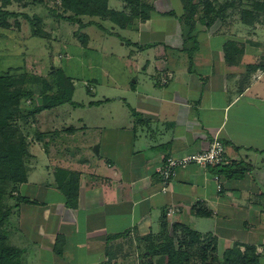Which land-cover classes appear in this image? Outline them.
Returning a JSON list of instances; mask_svg holds the SVG:
<instances>
[{"label":"crops","instance_id":"0c3cea01","mask_svg":"<svg viewBox=\"0 0 264 264\" xmlns=\"http://www.w3.org/2000/svg\"><path fill=\"white\" fill-rule=\"evenodd\" d=\"M141 1L145 14L107 0L126 22L69 21L82 40L56 51L68 59L57 65L72 81V103L25 121L26 180L8 186L16 198L9 245L21 264H141L147 238L182 226L248 246L264 264V67H252L264 60V0L253 8L225 0L209 25L200 6L188 25L181 0ZM97 55L113 67H99L102 79L77 77L74 62L90 70ZM215 138L227 163L188 164L167 183L158 179L164 158L200 152ZM236 163L248 166L241 176L223 171Z\"/></svg>","mask_w":264,"mask_h":264},{"label":"rangeland","instance_id":"374dc122","mask_svg":"<svg viewBox=\"0 0 264 264\" xmlns=\"http://www.w3.org/2000/svg\"><path fill=\"white\" fill-rule=\"evenodd\" d=\"M8 2L9 4L6 5ZM194 2L204 10L210 8L207 20L213 18L216 11L225 4V0H194ZM240 2L249 4L252 8L254 5L258 7L263 4L262 0H240ZM0 6L11 14L3 20L4 24H0V76L11 77L15 82L13 88L20 87L32 92L31 97L20 99V117L15 119V124L24 135L28 132L25 121L30 122L32 118L29 113L35 107L42 105V97L45 93L53 94L56 92L57 88L52 72L58 68L57 63L61 60L68 62L67 58L65 60L59 58L60 50L56 51L60 46L59 43L71 44L70 42H75L76 38L80 41L82 38L78 35L82 33L77 23L64 19L73 14L71 11L64 10L62 0H0ZM23 13L27 14L29 19H25L22 16ZM34 16L35 19H32ZM77 18H82L84 22L89 19L82 14H79ZM91 29L90 31L95 36L98 45V42L101 41L98 37L99 31L93 26ZM253 33L257 35L256 29ZM112 45H116L115 40ZM77 52V47H74L73 55H76ZM63 56L65 55L63 54ZM95 58L96 61L94 62L98 67L90 70L76 63L77 61L74 62V73L77 77L83 76L87 79L94 75V77L102 79L99 67H107L108 65L113 67V64L107 59L105 60L99 55ZM253 66L254 70L263 69L264 60H256L252 63ZM119 71L117 70L116 73L118 74ZM40 110L35 112L36 116ZM38 123L37 119L32 127L37 129ZM30 133H33L32 129H30ZM8 184L16 183L10 182ZM9 196L14 195L7 189L3 197L5 206H8L10 202L12 203V200L13 202L16 201V198L15 200L11 198L10 201ZM5 235L6 243L9 245L6 230ZM233 248L235 249V246L227 247L211 238H197L191 230L185 227H170L145 240V245L141 248L140 253L141 264H171L169 259L172 251L178 253L173 264H260V255L254 250L239 248L240 255L235 252L229 255V251ZM19 264H21L20 260Z\"/></svg>","mask_w":264,"mask_h":264},{"label":"trees","instance_id":"16d2710c","mask_svg":"<svg viewBox=\"0 0 264 264\" xmlns=\"http://www.w3.org/2000/svg\"><path fill=\"white\" fill-rule=\"evenodd\" d=\"M128 2L132 7L147 8L141 0H124ZM184 17L183 20L188 25H192L197 13V4L194 0H181ZM107 0H62V6L64 10L71 11L73 15L65 17V20L76 21L80 26L84 24L76 18L79 14L86 15H98L100 17H106L116 21L126 22L128 17L118 19L117 16L121 13L111 11L107 9ZM256 6V5H255ZM221 9V7H220ZM208 7L205 12L209 13ZM219 11V10H218ZM145 14V13H144ZM143 14V15H144ZM11 15L6 10H3L0 6V24H4L3 20ZM215 16L210 20H207L209 25L214 20ZM54 84L56 86V92L53 94L45 93L42 97V105L35 107L31 113H35L42 108H50L63 103H72L73 84L70 77L66 76L61 68H56L52 72ZM15 84L14 80L9 76H0V264H19L20 251L6 243L5 235V223L11 214L12 207L5 206L3 204V197L8 189V183H21L26 180V171L24 167V159L28 155L27 144L25 136L19 131V128L15 124L16 117H20L19 114V102L21 98H27L32 96L31 91L23 90L20 87L13 88ZM46 87H48L46 85ZM18 113V115H17ZM248 166L241 163L232 164L223 170L230 176H241ZM18 200H25L24 198H18ZM192 233L199 238V235L192 231ZM249 250L252 248L246 246ZM240 255V250L237 246L235 249L229 251V255ZM175 256H178L177 252L172 251V255L169 259L171 264L174 263ZM168 262V263H169Z\"/></svg>","mask_w":264,"mask_h":264},{"label":"built area","instance_id":"2783aa9c","mask_svg":"<svg viewBox=\"0 0 264 264\" xmlns=\"http://www.w3.org/2000/svg\"><path fill=\"white\" fill-rule=\"evenodd\" d=\"M171 77V75H169ZM227 163L224 144L215 138L208 148L193 154L168 156L156 167L155 173L162 183L170 181L178 168L188 164L222 165ZM170 211L167 212L169 214Z\"/></svg>","mask_w":264,"mask_h":264}]
</instances>
